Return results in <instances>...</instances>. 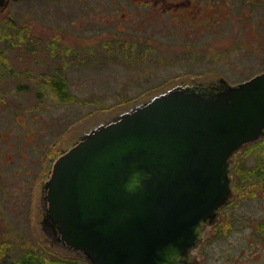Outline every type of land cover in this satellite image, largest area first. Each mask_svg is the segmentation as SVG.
I'll return each mask as SVG.
<instances>
[{"label":"rangeland","instance_id":"374dc122","mask_svg":"<svg viewBox=\"0 0 264 264\" xmlns=\"http://www.w3.org/2000/svg\"><path fill=\"white\" fill-rule=\"evenodd\" d=\"M215 5L220 10L201 31L207 25L186 10L150 21L120 17L117 34L89 18L71 25L69 16L42 5L22 15L14 3L0 15V264L44 246L76 257L41 230V189L53 160L84 131L173 85L219 76L235 83L264 70V0ZM57 75L71 94L67 102L46 82ZM247 144L233 154L239 170L252 166L255 149L264 155L263 140ZM234 175L238 187L242 174ZM252 190H236L217 225L206 229L197 264H264L256 237L263 192Z\"/></svg>","mask_w":264,"mask_h":264},{"label":"water","instance_id":"95a60500","mask_svg":"<svg viewBox=\"0 0 264 264\" xmlns=\"http://www.w3.org/2000/svg\"><path fill=\"white\" fill-rule=\"evenodd\" d=\"M263 137L264 70L173 85L53 160L41 230L87 264H197L234 191V152Z\"/></svg>","mask_w":264,"mask_h":264},{"label":"flooded vegetation","instance_id":"af4514ba","mask_svg":"<svg viewBox=\"0 0 264 264\" xmlns=\"http://www.w3.org/2000/svg\"><path fill=\"white\" fill-rule=\"evenodd\" d=\"M6 1V5L4 7H0V15H4L8 12L10 5L14 3H18L19 11L23 14L26 12L34 11L31 8H37L39 5H42L44 8H51V10L55 13H64L66 16L72 20L70 24H74L76 21L73 20H81L83 18H89L95 20L96 22L101 23L103 26H107V33L117 34L118 33V18H127L130 19V22H134L136 18H142L143 21L148 19L150 21V17H158L163 14L179 15L184 14V11L189 12V16H192L195 21L201 20L205 25L210 23L215 15L216 11L218 12L220 9H217L215 2L217 0H4ZM202 1L199 5L198 3ZM185 2L186 5L181 7V4ZM195 2V3H194ZM193 8V9H191ZM180 9V10H179ZM223 10V9H221ZM188 14V13H185ZM210 25L199 27L209 29ZM130 27V25L128 26ZM27 28V27H24ZM24 28H21L23 30ZM135 27H133L132 31ZM147 26L140 28V31L144 33ZM131 31V32H132ZM255 142L249 143L254 144ZM248 145V144H247ZM263 187L260 186H252L251 189L255 193L263 192V197L260 200L264 201V190ZM247 188L243 187L239 190L241 193H244ZM236 192V188L234 187V191L232 193V198ZM257 193V195H258ZM243 198H247L249 195L242 194ZM259 198V195H258ZM229 201V202H230ZM229 202L226 206L229 205ZM223 207L220 212V216L222 215V210L227 208ZM264 210V207H263ZM220 218V217H219ZM219 222V219L214 227ZM258 225V223H257ZM260 227H258V232H256V237L260 240H263L260 243V248H264V221L259 223ZM209 228V227H208ZM206 231V230H205ZM38 253V252H37ZM33 254V253H31ZM35 254V253H34ZM76 255V253H75ZM76 257H78L76 255ZM79 259L81 257H78ZM83 260V259H82Z\"/></svg>","mask_w":264,"mask_h":264},{"label":"trees","instance_id":"16d2710c","mask_svg":"<svg viewBox=\"0 0 264 264\" xmlns=\"http://www.w3.org/2000/svg\"><path fill=\"white\" fill-rule=\"evenodd\" d=\"M112 46H108L106 50L108 52L114 51ZM114 53V52H113ZM137 55V54H136ZM138 56V55H137ZM50 77V76H49ZM48 84L51 86L52 90L55 92L56 97L61 102H67L70 99V93L69 90L64 83L63 78L59 77V75L54 76V78L51 80H47ZM264 141V138L260 139ZM260 140L256 141L254 144H257ZM261 148L255 149V159L254 155L253 160L255 161L252 166L241 168V170L238 169V162L233 165V182L235 181V175L234 173L236 171L239 172L241 175L240 178V184L238 187L234 185L236 190H241L243 187H246L247 189L252 187L254 182L257 180V184L260 187L264 186V183L262 182L264 179V155H256L259 152H262ZM247 153H245L246 155ZM259 156V157H258ZM261 157V158H260ZM260 158V159H259ZM244 182H248V184H245ZM255 186V185H254ZM246 189V190H247ZM40 250H42L40 253L35 254H26V255H20L16 257L12 262L13 264H81L82 259L78 257L74 258H64L60 256V254H56L55 252H51L47 246L42 247ZM11 250L7 249V253L9 254ZM85 262L84 260L82 261Z\"/></svg>","mask_w":264,"mask_h":264}]
</instances>
